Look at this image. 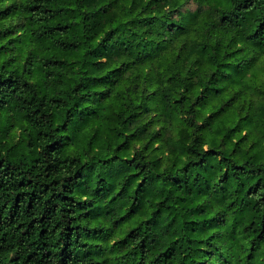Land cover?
Wrapping results in <instances>:
<instances>
[{
	"label": "trees",
	"instance_id": "trees-1",
	"mask_svg": "<svg viewBox=\"0 0 264 264\" xmlns=\"http://www.w3.org/2000/svg\"><path fill=\"white\" fill-rule=\"evenodd\" d=\"M3 20L0 264H264V0Z\"/></svg>",
	"mask_w": 264,
	"mask_h": 264
},
{
	"label": "rangeland",
	"instance_id": "rangeland-1",
	"mask_svg": "<svg viewBox=\"0 0 264 264\" xmlns=\"http://www.w3.org/2000/svg\"><path fill=\"white\" fill-rule=\"evenodd\" d=\"M190 7L193 9L195 5L191 2ZM8 23V20L0 21V28L2 25ZM252 68L248 73V78L255 82L258 86L264 87V57H259L251 62Z\"/></svg>",
	"mask_w": 264,
	"mask_h": 264
}]
</instances>
